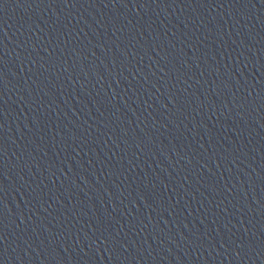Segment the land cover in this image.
Returning <instances> with one entry per match:
<instances>
[{
  "label": "water",
  "instance_id": "1",
  "mask_svg": "<svg viewBox=\"0 0 264 264\" xmlns=\"http://www.w3.org/2000/svg\"><path fill=\"white\" fill-rule=\"evenodd\" d=\"M0 264H264V0H0Z\"/></svg>",
  "mask_w": 264,
  "mask_h": 264
}]
</instances>
